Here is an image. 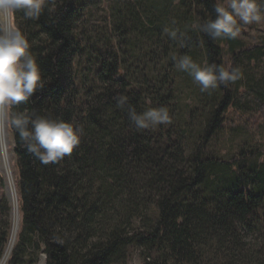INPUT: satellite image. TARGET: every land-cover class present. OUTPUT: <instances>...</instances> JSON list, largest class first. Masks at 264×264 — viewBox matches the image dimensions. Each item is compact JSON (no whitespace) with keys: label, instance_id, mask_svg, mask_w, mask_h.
Returning <instances> with one entry per match:
<instances>
[{"label":"trees","instance_id":"1","mask_svg":"<svg viewBox=\"0 0 264 264\" xmlns=\"http://www.w3.org/2000/svg\"><path fill=\"white\" fill-rule=\"evenodd\" d=\"M106 1L111 6L99 18L94 10ZM177 1L153 36L168 45L162 71L143 65L138 78L129 49L152 20L135 0H46L35 21L11 17L43 84L11 112L71 123L83 134L70 158L44 167L9 126L20 224L8 264H39L42 254L45 264H122L131 246L146 264H264V246L246 242L264 231V154L243 147L230 160L205 154L230 108L264 106V83L251 77L241 90L218 85L201 109L179 114L172 60L202 55L204 64L229 68L228 55L243 76L264 58V40L221 46L193 29L215 20L217 0ZM165 28L183 33L184 47ZM118 96L127 100L124 109L116 107ZM129 108L137 115L166 108L172 123L138 132ZM0 210L1 259L11 226L9 207Z\"/></svg>","mask_w":264,"mask_h":264},{"label":"clouds","instance_id":"2","mask_svg":"<svg viewBox=\"0 0 264 264\" xmlns=\"http://www.w3.org/2000/svg\"><path fill=\"white\" fill-rule=\"evenodd\" d=\"M46 0H0V122L7 124L17 133L24 145L26 154L39 161L41 166L56 164L66 157L70 158L80 144L83 134L80 127L71 123L41 117L28 119L24 115L11 112L43 88L41 73L36 61L29 52V43L19 29L7 23L16 13H22L25 20H37L42 14ZM51 3V0H48ZM213 11L215 20L202 25H193L194 30L206 35L210 40H235L240 35L238 22L242 25L260 24L261 8L255 0H223ZM175 24V21L172 22ZM164 35L170 40L181 42L184 34L178 30L165 28ZM175 68L187 73L200 88L201 93L215 90L218 85L227 87L241 80L239 69L223 66H198L190 57H172ZM116 107L124 109L125 97H115ZM130 123L140 132L157 125L172 123L166 108L149 109L141 115L129 108ZM47 255L42 254L39 264H45Z\"/></svg>","mask_w":264,"mask_h":264},{"label":"rangeland","instance_id":"3","mask_svg":"<svg viewBox=\"0 0 264 264\" xmlns=\"http://www.w3.org/2000/svg\"><path fill=\"white\" fill-rule=\"evenodd\" d=\"M141 4V7L145 9L146 14L151 18L152 23H147L149 27V33L144 38H138L137 42L129 49V55L133 57L131 61L133 72L138 78L143 74V65H148L150 72H156L157 74L162 71V64L160 59L164 52L163 48H167V43L163 39L158 41L155 36V30L162 24L166 23L167 15L173 14L178 5L177 0H135ZM258 7L261 8L262 22L260 24L242 25L238 22L240 29V35L237 37L238 41L244 46L252 47L259 45L264 40V0H255ZM217 3H223V0H217ZM111 6V2H100L94 11L98 14V17L104 15L103 11L107 10ZM97 19L95 27L100 26V22ZM10 24L12 26L11 18ZM13 27V26H12ZM227 39H220V45L224 46ZM224 50L227 49L224 47ZM239 49H236V52ZM168 51V50H167ZM224 62L226 66L231 67L228 59V55L225 56ZM198 66H204L202 55L194 61ZM248 76V77H247ZM243 78L235 84H229L227 87L231 90L236 89L239 84V90L247 84L248 80L253 77L255 80L264 83V58L259 62L251 64L247 69V74H243ZM247 77V78H244ZM249 78V79H248ZM174 88H176L177 100L179 101V107L176 112L181 113L184 111H191L194 109H201L200 101L203 97L207 96L209 100V93H201L200 88L193 82L191 77L187 73H183L175 69L174 72ZM248 105L247 109L235 110L230 108L224 116V127L220 137H213L210 140V144L205 152L206 155L212 156L221 160H230L236 155L238 148H246L248 150H260L264 154V106L256 107ZM1 131L5 136L7 142L6 151L8 155L9 172L14 180V186L18 201L17 190V177L18 172L16 168V160L14 156V143L9 130V126L5 123H1ZM3 136V137H4ZM264 156V155H263ZM6 180L3 173L0 171V206H8L10 213V226L12 227V205L9 197L6 195ZM1 212V210H0ZM19 213V205H18ZM1 217V216H0ZM20 224V216H19ZM10 227V231H11ZM19 229V228H18ZM18 233V232H17ZM249 248L255 249V247L264 246V231L261 233L250 234L246 238ZM147 259L143 257V251L135 246H131L127 250V260L122 264H146ZM225 264V262H224Z\"/></svg>","mask_w":264,"mask_h":264},{"label":"bare ground","instance_id":"4","mask_svg":"<svg viewBox=\"0 0 264 264\" xmlns=\"http://www.w3.org/2000/svg\"><path fill=\"white\" fill-rule=\"evenodd\" d=\"M7 23L10 24V18L8 19ZM1 123L2 122H0V171L5 176L6 195L9 197V200L12 205V227L7 245L0 259V264H8L9 257L11 255L19 228V213H18V201L14 186V180L9 172L8 155L6 151L7 142L5 140V136L2 134L1 131Z\"/></svg>","mask_w":264,"mask_h":264}]
</instances>
